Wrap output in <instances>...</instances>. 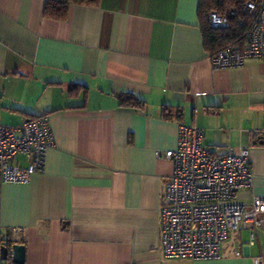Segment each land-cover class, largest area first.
I'll list each match as a JSON object with an SVG mask.
<instances>
[{
  "label": "crops",
  "instance_id": "obj_1",
  "mask_svg": "<svg viewBox=\"0 0 264 264\" xmlns=\"http://www.w3.org/2000/svg\"><path fill=\"white\" fill-rule=\"evenodd\" d=\"M45 1L0 0V123L44 113L54 139L41 172L1 184L0 239L24 245L21 264H253L262 228L252 244L230 232L219 258H165L159 209L179 123L215 153L247 147L253 182L236 200L264 195V60L213 69L199 0L73 3L64 19Z\"/></svg>",
  "mask_w": 264,
  "mask_h": 264
},
{
  "label": "built area",
  "instance_id": "obj_2",
  "mask_svg": "<svg viewBox=\"0 0 264 264\" xmlns=\"http://www.w3.org/2000/svg\"><path fill=\"white\" fill-rule=\"evenodd\" d=\"M244 11L246 19L239 20L245 26L244 43L208 53L213 69L239 67L249 58L264 60V0L246 1ZM207 19L213 27L228 25L227 15L215 10ZM53 143L44 113L16 126L0 123V186L28 183L34 173L43 170L45 152ZM18 154L23 166L16 160ZM163 156L172 162L159 209V244L165 258H219L230 232L248 228V243L252 244L257 229L264 230V195H252L248 202L236 200L237 192L253 182L247 147L228 146L215 153L203 143L202 128L179 123L177 145ZM252 258L253 264H264V252Z\"/></svg>",
  "mask_w": 264,
  "mask_h": 264
},
{
  "label": "trees",
  "instance_id": "obj_3",
  "mask_svg": "<svg viewBox=\"0 0 264 264\" xmlns=\"http://www.w3.org/2000/svg\"><path fill=\"white\" fill-rule=\"evenodd\" d=\"M99 0H46L43 14L53 19H64L67 16L70 4L81 3L96 5ZM248 0H199L198 17L202 33L203 45L208 53L216 52L228 45L244 43L245 26L240 25L241 18L246 19L244 11L245 2ZM211 10L226 14L228 25L213 27L207 16ZM121 104L142 107L144 101L132 95L120 97ZM6 243V242H5ZM7 244V243H6ZM8 245V244H7Z\"/></svg>",
  "mask_w": 264,
  "mask_h": 264
},
{
  "label": "water",
  "instance_id": "obj_4",
  "mask_svg": "<svg viewBox=\"0 0 264 264\" xmlns=\"http://www.w3.org/2000/svg\"><path fill=\"white\" fill-rule=\"evenodd\" d=\"M24 256V245L13 243L8 246L3 239H0V260H6L8 257L15 264H21Z\"/></svg>",
  "mask_w": 264,
  "mask_h": 264
}]
</instances>
